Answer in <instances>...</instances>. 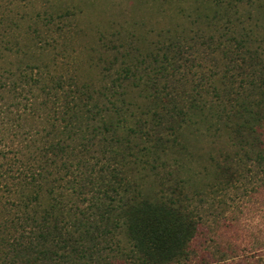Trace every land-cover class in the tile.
<instances>
[{
	"label": "trees",
	"instance_id": "trees-1",
	"mask_svg": "<svg viewBox=\"0 0 264 264\" xmlns=\"http://www.w3.org/2000/svg\"><path fill=\"white\" fill-rule=\"evenodd\" d=\"M189 41L188 50L171 41L142 67V79L136 66L114 69L97 94L83 97L91 103L78 124L58 130L31 163L18 160V200L1 224L0 264L191 262L202 192L189 186L185 131L226 134L232 146L258 147L254 157L264 160V48L243 50L237 33ZM215 50L227 59L218 85L195 60ZM31 72L25 81L38 82V70ZM140 79L146 110L136 114L125 85Z\"/></svg>",
	"mask_w": 264,
	"mask_h": 264
},
{
	"label": "rangeland",
	"instance_id": "rangeland-1",
	"mask_svg": "<svg viewBox=\"0 0 264 264\" xmlns=\"http://www.w3.org/2000/svg\"><path fill=\"white\" fill-rule=\"evenodd\" d=\"M203 32L222 40L237 33L243 50H261L264 0H0V228L18 200L14 169L21 160L31 163L32 153L56 139L58 130L78 124L90 108L84 96L97 94L126 64L140 68L144 78L142 67L171 41L188 50L190 36ZM195 60L218 85L227 62L221 51ZM37 70L38 82L25 81L24 72L35 76ZM57 76L68 84H58ZM141 79L125 85L136 114L146 110ZM71 96L75 105L68 104ZM185 139L192 153L185 158L189 186L202 192L189 264H264V160L254 157L258 147L237 148L226 134L214 137L206 129H189Z\"/></svg>",
	"mask_w": 264,
	"mask_h": 264
}]
</instances>
